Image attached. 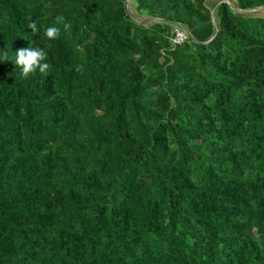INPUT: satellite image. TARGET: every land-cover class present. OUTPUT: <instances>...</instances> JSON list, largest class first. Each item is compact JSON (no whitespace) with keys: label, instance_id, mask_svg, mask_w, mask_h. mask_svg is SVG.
<instances>
[{"label":"trees","instance_id":"obj_1","mask_svg":"<svg viewBox=\"0 0 264 264\" xmlns=\"http://www.w3.org/2000/svg\"><path fill=\"white\" fill-rule=\"evenodd\" d=\"M215 2L0 0V264H264V0Z\"/></svg>","mask_w":264,"mask_h":264},{"label":"clouds","instance_id":"obj_2","mask_svg":"<svg viewBox=\"0 0 264 264\" xmlns=\"http://www.w3.org/2000/svg\"><path fill=\"white\" fill-rule=\"evenodd\" d=\"M62 24L64 31H69L71 28L70 23L64 22V17L62 15H59L55 19V25ZM51 26L47 27L45 29V35L49 39H56L58 38L61 29L57 26ZM28 29H31V32L33 34L37 33L39 29L37 28V24L35 21L29 23L27 25ZM46 53L43 49L40 48H21L16 52V59L15 64L19 66L22 69V76L27 78L30 73L35 72L37 69H39V72L45 76L48 74V70L50 68V65L48 63H45L46 59ZM8 59V53L7 51H4L3 53V60L7 61ZM79 70V69H78Z\"/></svg>","mask_w":264,"mask_h":264},{"label":"built area","instance_id":"obj_3","mask_svg":"<svg viewBox=\"0 0 264 264\" xmlns=\"http://www.w3.org/2000/svg\"><path fill=\"white\" fill-rule=\"evenodd\" d=\"M188 38V31L184 27L178 26L173 29L172 34L170 36V41L173 45H178L186 41Z\"/></svg>","mask_w":264,"mask_h":264},{"label":"rangeland","instance_id":"obj_4","mask_svg":"<svg viewBox=\"0 0 264 264\" xmlns=\"http://www.w3.org/2000/svg\"><path fill=\"white\" fill-rule=\"evenodd\" d=\"M213 2H215V0H208V4L209 5H212ZM217 2H215L214 4H216ZM235 11H238V12H241L239 9H234ZM254 11V10H253ZM255 11H261V15H264V7H260V8H257L255 9ZM151 21V20H150Z\"/></svg>","mask_w":264,"mask_h":264},{"label":"water","instance_id":"obj_5","mask_svg":"<svg viewBox=\"0 0 264 264\" xmlns=\"http://www.w3.org/2000/svg\"><path fill=\"white\" fill-rule=\"evenodd\" d=\"M240 10V9H239ZM240 11H242V10H240ZM213 23H214V21H213Z\"/></svg>","mask_w":264,"mask_h":264}]
</instances>
